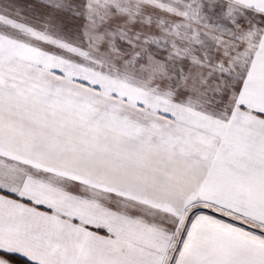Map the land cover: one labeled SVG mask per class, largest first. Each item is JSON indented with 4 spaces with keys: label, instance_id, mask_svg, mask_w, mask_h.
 <instances>
[{
    "label": "snow or ice",
    "instance_id": "1",
    "mask_svg": "<svg viewBox=\"0 0 264 264\" xmlns=\"http://www.w3.org/2000/svg\"><path fill=\"white\" fill-rule=\"evenodd\" d=\"M0 264H264V0H0Z\"/></svg>",
    "mask_w": 264,
    "mask_h": 264
}]
</instances>
